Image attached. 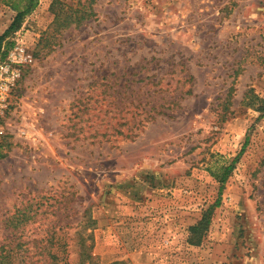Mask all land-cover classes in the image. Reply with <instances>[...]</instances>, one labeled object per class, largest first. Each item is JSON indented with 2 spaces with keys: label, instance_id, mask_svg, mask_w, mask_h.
Wrapping results in <instances>:
<instances>
[{
  "label": "rangeland",
  "instance_id": "obj_1",
  "mask_svg": "<svg viewBox=\"0 0 264 264\" xmlns=\"http://www.w3.org/2000/svg\"><path fill=\"white\" fill-rule=\"evenodd\" d=\"M15 39L0 264H264V0H38Z\"/></svg>",
  "mask_w": 264,
  "mask_h": 264
},
{
  "label": "trees",
  "instance_id": "obj_2",
  "mask_svg": "<svg viewBox=\"0 0 264 264\" xmlns=\"http://www.w3.org/2000/svg\"><path fill=\"white\" fill-rule=\"evenodd\" d=\"M4 1L14 12V16L11 19V22L6 27V29L0 34V56H3L5 53L6 48L11 43L3 44L6 37L11 34H14L16 31L20 29L25 17L30 14L34 8L36 7L38 0H2ZM57 15V14H56ZM57 17V16H56ZM86 14L82 13L78 16H70L66 15L63 19V26H67L72 22H79L80 20L84 19ZM252 98L250 105H252L255 110L259 111L261 114L264 113V99L259 98L257 95ZM232 169L231 165L224 166L223 172L219 177V181L221 184L224 183L226 177L230 173ZM221 188V186H220ZM218 201V199H217ZM216 205V204H215ZM211 208H207L201 214L200 219L193 225L189 226L188 231L190 233L189 240L191 243H198L203 238V232L206 231L207 226L209 224Z\"/></svg>",
  "mask_w": 264,
  "mask_h": 264
},
{
  "label": "built area",
  "instance_id": "obj_3",
  "mask_svg": "<svg viewBox=\"0 0 264 264\" xmlns=\"http://www.w3.org/2000/svg\"><path fill=\"white\" fill-rule=\"evenodd\" d=\"M33 61L29 48L18 39L0 56V141L4 134L2 120L8 109L10 94L21 78L23 69Z\"/></svg>",
  "mask_w": 264,
  "mask_h": 264
}]
</instances>
